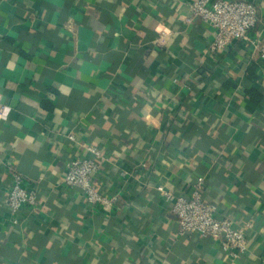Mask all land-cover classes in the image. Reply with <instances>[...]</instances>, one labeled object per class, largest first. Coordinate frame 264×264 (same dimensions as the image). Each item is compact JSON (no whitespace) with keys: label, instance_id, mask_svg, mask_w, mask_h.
<instances>
[{"label":"crops","instance_id":"obj_1","mask_svg":"<svg viewBox=\"0 0 264 264\" xmlns=\"http://www.w3.org/2000/svg\"><path fill=\"white\" fill-rule=\"evenodd\" d=\"M191 1L0 0V264H264V59L214 51ZM243 1L264 43V0ZM83 145L106 156L110 213L64 184ZM17 173L38 204L13 217ZM199 177L219 217L251 224L240 259L178 235L158 188L188 197Z\"/></svg>","mask_w":264,"mask_h":264},{"label":"built area","instance_id":"obj_2","mask_svg":"<svg viewBox=\"0 0 264 264\" xmlns=\"http://www.w3.org/2000/svg\"><path fill=\"white\" fill-rule=\"evenodd\" d=\"M189 8L193 17H200L214 31L211 44L214 51L222 52L234 42L246 41L264 59V43L251 36L259 22V10L255 3L243 0H193ZM164 34H161V38ZM7 113L6 107L0 105V118L5 119ZM70 139L75 140L74 136ZM83 147L92 157L78 156L69 161L64 184L68 188L82 191L86 201L93 207L110 213L119 197L104 195L95 183V177L102 171L106 156L99 148L90 145ZM127 175V172L122 173L125 178ZM25 183L21 175L14 174L8 194V206L13 217L20 214L24 207L34 208L38 204L37 192L28 190ZM204 188L205 179L199 177L188 197L177 196L162 186L158 192L173 203L172 212L177 219L179 236L212 237L221 243L222 250L231 260L240 259L249 252L248 230L251 224L238 225L229 217H219L217 206L206 199ZM14 223H18L17 218Z\"/></svg>","mask_w":264,"mask_h":264}]
</instances>
